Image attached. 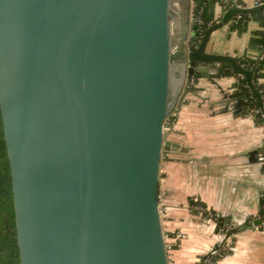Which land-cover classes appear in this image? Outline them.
Segmentation results:
<instances>
[{"label": "water", "instance_id": "95a60500", "mask_svg": "<svg viewBox=\"0 0 264 264\" xmlns=\"http://www.w3.org/2000/svg\"><path fill=\"white\" fill-rule=\"evenodd\" d=\"M261 8L228 6L199 36L190 0H0L20 264H169L159 163L177 144L164 139L165 119L180 82L209 62L245 77L237 105L246 111L250 91L264 114L257 71L207 49L234 14Z\"/></svg>", "mask_w": 264, "mask_h": 264}, {"label": "crops", "instance_id": "0c3cea01", "mask_svg": "<svg viewBox=\"0 0 264 264\" xmlns=\"http://www.w3.org/2000/svg\"><path fill=\"white\" fill-rule=\"evenodd\" d=\"M240 1L246 6L255 2ZM207 9L212 20L223 13L215 0H208ZM207 47L235 56L242 65L263 59L261 68H251L257 71L253 78L264 101L262 15L230 20L211 33ZM206 66L205 74L194 70L180 82L164 122V139L177 144L162 150L159 163V212L168 263L195 264L220 239L216 222L194 207L197 201L237 225L232 251L215 264H264L262 118L250 110V91L246 111L237 105L235 91L243 76L211 62ZM175 80L173 89L178 88Z\"/></svg>", "mask_w": 264, "mask_h": 264}, {"label": "trees", "instance_id": "16d2710c", "mask_svg": "<svg viewBox=\"0 0 264 264\" xmlns=\"http://www.w3.org/2000/svg\"><path fill=\"white\" fill-rule=\"evenodd\" d=\"M194 15L199 22V29L196 30L200 36L204 33L208 24L211 21L209 11L207 9L208 0H194ZM252 14H260L264 17V8H261L255 12L241 13V17H245ZM263 59L258 62L244 61L243 65L250 67L261 68ZM241 84H245V77L241 78ZM253 83L255 87L262 91L259 84ZM254 102L258 105L257 98L254 93ZM252 102V101H251ZM226 217L218 215L217 220L224 219ZM219 227L217 222L216 228ZM218 230V229H217ZM0 264H20L18 245L16 239V227L14 220V208L12 199V187L10 177L9 161L6 153L5 141L3 138V126L0 113Z\"/></svg>", "mask_w": 264, "mask_h": 264}, {"label": "built area", "instance_id": "2783aa9c", "mask_svg": "<svg viewBox=\"0 0 264 264\" xmlns=\"http://www.w3.org/2000/svg\"><path fill=\"white\" fill-rule=\"evenodd\" d=\"M219 6L222 8V11H224L228 6L236 5V6H243L242 2L240 0H215ZM264 2V0H255L254 4H259ZM194 0H190V19L194 22V24L197 25V29H199V22L194 15L193 7H194ZM211 18V17H210ZM241 13H236L233 15L232 19H240ZM215 21V20H212ZM196 29V30H197ZM252 101V102H251ZM250 110L257 115L258 117L262 118L261 124L264 125V114L261 112L259 106L254 102L253 95H250ZM194 207H196L198 210L203 211L204 215L207 218L213 219L216 222H219V227L217 228L220 239L211 246V248L206 252L204 255H202L199 260L195 264H215V262L224 256L225 254L231 252L233 248V236L235 231L237 230V225L233 220L230 218H224L220 221L217 220L218 214L214 212L213 210H210L200 204L199 202H194Z\"/></svg>", "mask_w": 264, "mask_h": 264}, {"label": "rangeland", "instance_id": "374dc122", "mask_svg": "<svg viewBox=\"0 0 264 264\" xmlns=\"http://www.w3.org/2000/svg\"><path fill=\"white\" fill-rule=\"evenodd\" d=\"M232 251V250H231Z\"/></svg>", "mask_w": 264, "mask_h": 264}]
</instances>
